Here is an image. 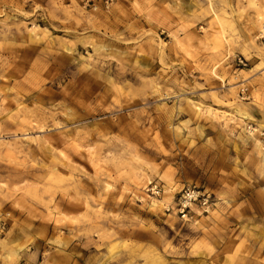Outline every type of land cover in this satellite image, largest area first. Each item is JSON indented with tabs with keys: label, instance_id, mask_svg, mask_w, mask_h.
<instances>
[{
	"label": "rangeland",
	"instance_id": "rangeland-1",
	"mask_svg": "<svg viewBox=\"0 0 264 264\" xmlns=\"http://www.w3.org/2000/svg\"><path fill=\"white\" fill-rule=\"evenodd\" d=\"M106 1L0 0V264H264V0Z\"/></svg>",
	"mask_w": 264,
	"mask_h": 264
},
{
	"label": "built area",
	"instance_id": "built-area-1",
	"mask_svg": "<svg viewBox=\"0 0 264 264\" xmlns=\"http://www.w3.org/2000/svg\"><path fill=\"white\" fill-rule=\"evenodd\" d=\"M108 2V0L106 1ZM148 192L153 195H159L161 192V188L158 184H153L148 187ZM209 195H205L201 193L199 190L192 188L190 186L183 187L180 191V198L178 201V206L180 207V212H184L191 205L197 202H201L203 204L208 203Z\"/></svg>",
	"mask_w": 264,
	"mask_h": 264
},
{
	"label": "bare ground",
	"instance_id": "bare-ground-1",
	"mask_svg": "<svg viewBox=\"0 0 264 264\" xmlns=\"http://www.w3.org/2000/svg\"><path fill=\"white\" fill-rule=\"evenodd\" d=\"M223 40H224L226 43H228V40H227L226 36L223 37ZM230 52H231V50H230V49H227V54H228V55H230ZM217 67H218V66H217V63L214 64V71H213V74H214L215 76L218 77L217 73L215 72ZM208 114H210V115H212V116H215V117H219L217 114L212 113L211 111H209ZM222 117H223V116H222ZM243 119H245V120H252V117L249 116V115H245V116H243ZM257 127H258V128H250V127H249L250 133H251L252 136L255 137V138H256V136H259L258 134H259V132L263 129V125L257 122ZM256 146H257V147H260V146H261V142H260L259 139L256 140Z\"/></svg>",
	"mask_w": 264,
	"mask_h": 264
}]
</instances>
